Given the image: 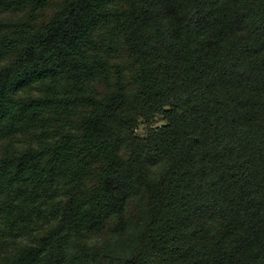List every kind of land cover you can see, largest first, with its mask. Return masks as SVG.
<instances>
[{"label": "trees", "instance_id": "obj_1", "mask_svg": "<svg viewBox=\"0 0 264 264\" xmlns=\"http://www.w3.org/2000/svg\"><path fill=\"white\" fill-rule=\"evenodd\" d=\"M0 264H264V0H0Z\"/></svg>", "mask_w": 264, "mask_h": 264}]
</instances>
